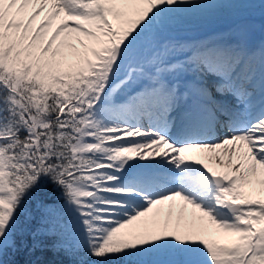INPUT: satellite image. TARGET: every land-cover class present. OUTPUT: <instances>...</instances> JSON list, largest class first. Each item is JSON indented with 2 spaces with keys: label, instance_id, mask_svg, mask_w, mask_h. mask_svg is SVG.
<instances>
[{
  "label": "snow or ice",
  "instance_id": "snow-or-ice-1",
  "mask_svg": "<svg viewBox=\"0 0 264 264\" xmlns=\"http://www.w3.org/2000/svg\"><path fill=\"white\" fill-rule=\"evenodd\" d=\"M257 12L0 0V264H264Z\"/></svg>",
  "mask_w": 264,
  "mask_h": 264
},
{
  "label": "rangeland",
  "instance_id": "rangeland-1",
  "mask_svg": "<svg viewBox=\"0 0 264 264\" xmlns=\"http://www.w3.org/2000/svg\"><path fill=\"white\" fill-rule=\"evenodd\" d=\"M257 18H258V20L257 21H254V24H258V25H260L261 24V22L263 21L262 20V18H261V16H260V14H259V12H257L256 13V15H255ZM222 23H224V22H228V23H230V22H232L233 23V21L232 20H230V19H225V20H222L221 21ZM211 26V25H213V23H211V24H206V25H203V26H199V27H207V26ZM199 27H197V28H194V29H192V30H189L188 32H189V34L191 35V37H203L204 36V31H202V30H200V29H198ZM207 38H210V37H207ZM202 39H205V37L204 38H202Z\"/></svg>",
  "mask_w": 264,
  "mask_h": 264
},
{
  "label": "bare ground",
  "instance_id": "bare-ground-1",
  "mask_svg": "<svg viewBox=\"0 0 264 264\" xmlns=\"http://www.w3.org/2000/svg\"><path fill=\"white\" fill-rule=\"evenodd\" d=\"M264 23V20L261 22V24ZM260 25H255V32H254V39L258 41L261 38V32H260ZM200 39V38H197Z\"/></svg>",
  "mask_w": 264,
  "mask_h": 264
},
{
  "label": "trees",
  "instance_id": "trees-1",
  "mask_svg": "<svg viewBox=\"0 0 264 264\" xmlns=\"http://www.w3.org/2000/svg\"><path fill=\"white\" fill-rule=\"evenodd\" d=\"M21 259H23V257H20Z\"/></svg>",
  "mask_w": 264,
  "mask_h": 264
}]
</instances>
